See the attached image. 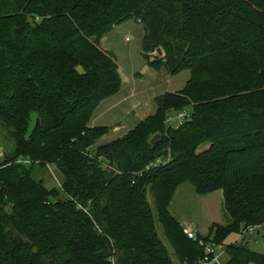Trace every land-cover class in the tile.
<instances>
[{
    "label": "trees",
    "instance_id": "1",
    "mask_svg": "<svg viewBox=\"0 0 264 264\" xmlns=\"http://www.w3.org/2000/svg\"><path fill=\"white\" fill-rule=\"evenodd\" d=\"M129 20L150 67L189 79L97 145L110 129L94 114L122 87L99 42ZM0 127L12 141L0 156V264H196L202 249L169 212L186 184L223 194L225 223L200 239L252 228L264 241V0H0ZM158 159L167 165L143 173ZM48 167L57 188L45 187ZM226 251L227 264H264L241 244Z\"/></svg>",
    "mask_w": 264,
    "mask_h": 264
},
{
    "label": "rangeland",
    "instance_id": "2",
    "mask_svg": "<svg viewBox=\"0 0 264 264\" xmlns=\"http://www.w3.org/2000/svg\"><path fill=\"white\" fill-rule=\"evenodd\" d=\"M143 36V26L134 20H129L116 26L100 40V48L104 52L111 54L117 64L122 82V91L100 105L94 114L91 125L105 128H112L118 125L121 135L155 113V98L166 93L173 94L179 92L184 88L189 79L188 71L172 76L163 67H150L147 64L142 52ZM149 55L152 60L162 58L156 52ZM106 109L108 110L100 115ZM192 111L191 107H187L183 110V113L189 118ZM35 121L36 115L32 114L27 135L33 129ZM180 125L179 123L173 125L167 124V127L177 129ZM120 135H115L114 132H111V134L99 140L97 145L115 140ZM11 150L12 141L7 132L0 127V156L6 158ZM47 169V174L43 177L45 187L48 189L57 188L60 182L55 170L52 167H48ZM197 197L199 196L194 194L193 189L188 184L179 187L174 194L169 212L181 224H186L188 221L191 222L192 215L197 209ZM220 216L221 223L224 224L225 218L223 216L222 204ZM256 231L255 229L248 228L243 234V240L241 239L237 242V245L241 244L251 252L264 255V241L262 237L256 235ZM215 232L216 230H212L210 238H214ZM160 233L159 231V235H161ZM239 238L240 234H230L224 240L223 245L235 244Z\"/></svg>",
    "mask_w": 264,
    "mask_h": 264
},
{
    "label": "crops",
    "instance_id": "3",
    "mask_svg": "<svg viewBox=\"0 0 264 264\" xmlns=\"http://www.w3.org/2000/svg\"><path fill=\"white\" fill-rule=\"evenodd\" d=\"M107 110L108 109L104 110L102 113H100V115L105 113ZM92 126L97 127L93 124ZM118 127V125H115L112 127L114 129L109 128L110 131L107 135L111 134V132H114L115 135H120L121 130L119 131ZM129 131L130 130H127V132ZM127 132L121 134L119 138L123 137ZM197 198V209L192 215V221H188V223L186 224H181L180 221L178 219L177 220L179 221L183 229H192L196 231L198 237L206 238L210 235L211 228L214 225H223L221 223L220 216V207L223 203V194L221 191H216L207 195H199V197Z\"/></svg>",
    "mask_w": 264,
    "mask_h": 264
},
{
    "label": "built area",
    "instance_id": "4",
    "mask_svg": "<svg viewBox=\"0 0 264 264\" xmlns=\"http://www.w3.org/2000/svg\"><path fill=\"white\" fill-rule=\"evenodd\" d=\"M187 118V115L182 112L167 117L166 123L168 125H173L175 123L183 124L184 121L187 120ZM17 163H25L26 165H29L28 161H24L22 159H18ZM166 165L167 161L158 159L146 165L143 169V173H148L150 171L160 169ZM139 176H141V174ZM246 230L247 229L241 230L242 232L239 233L240 238L235 242V244L231 245H237V242H239L241 239L243 240V234L246 232ZM184 233L188 240L197 242L198 246L202 249V257L199 258L196 264H227L228 254L226 250L230 245L225 246L223 244H217L212 238L207 240L200 239L197 236L196 231L192 229H185Z\"/></svg>",
    "mask_w": 264,
    "mask_h": 264
},
{
    "label": "water",
    "instance_id": "5",
    "mask_svg": "<svg viewBox=\"0 0 264 264\" xmlns=\"http://www.w3.org/2000/svg\"><path fill=\"white\" fill-rule=\"evenodd\" d=\"M156 54H157L159 57H161V56H162V52H161V50H160V49H157V50H156ZM77 72H78L80 75L83 74V71H82L81 68H77ZM159 139H160V136H159V135H155V136L151 139V141H150V145H151V146H155L156 143L159 141ZM256 233H257L256 235L259 237V236H260V232L257 231ZM34 252H36V251L34 250Z\"/></svg>",
    "mask_w": 264,
    "mask_h": 264
}]
</instances>
